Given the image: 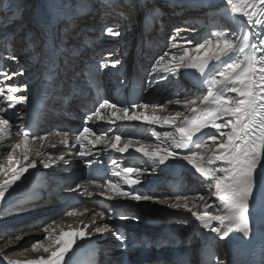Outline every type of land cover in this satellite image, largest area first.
<instances>
[{
    "label": "snow or ice",
    "instance_id": "1",
    "mask_svg": "<svg viewBox=\"0 0 264 264\" xmlns=\"http://www.w3.org/2000/svg\"><path fill=\"white\" fill-rule=\"evenodd\" d=\"M0 5L13 6L12 0L7 5L0 0ZM125 5L130 10L139 6L147 8V0H140V4L125 0ZM169 6L180 7L182 4L169 0ZM122 7L118 0H100V9L105 16H124L125 13L118 10ZM109 8L113 11L109 12ZM85 10L83 0H76L75 6L73 0H42V11L34 17L33 28L20 25L17 30L0 35V43L11 47L16 41L27 53H32L33 58L39 57L37 87L42 100L62 101L66 105L84 95L74 85L81 75L88 86L96 89L94 106L85 112L82 128L57 129L39 135L44 109L35 101L29 106V83H7L23 76L25 69L19 67L17 71H10L0 66V151L9 149L0 159V176L6 177L0 179V264H74L73 245L77 239L94 253L92 238L106 234L114 236L126 247L127 235L106 221L116 216L113 202L129 198L137 202L158 201L170 209L190 214L201 233L208 237L203 264H225L216 254L214 243L228 241L235 242L233 264H240L235 258L240 246L257 237L262 241L260 264H264V0H223L222 6L211 16L223 17L227 26L218 27L210 20L209 38L194 46L190 40L180 42L181 28L173 30L169 50L154 60L150 73L154 78L167 80L181 69L194 70L199 74L195 88L203 90V94L168 100L167 104L182 106L184 111L164 116L157 115L156 110L164 109L165 104L122 106L101 95L100 71L109 66L116 68L122 63L113 58L115 52L108 51L98 61L76 71L75 61L80 49L71 41L83 31H76V20ZM21 12L16 5L13 18ZM148 13L158 16L160 9L153 5ZM121 34L111 26H105L100 33L113 38ZM0 60L19 64V57L11 52L0 55ZM120 85L126 86L123 79ZM25 108H28L27 112ZM140 108L143 111H137ZM150 108L153 111L148 114ZM26 115L29 117L27 123L24 122ZM133 121L167 125L173 130L163 133V137L155 134L157 144L149 145L139 141L134 143L131 137H123L112 127L96 131L89 126L90 123L116 125ZM13 128L17 130L13 132ZM12 136L19 140L6 143ZM58 147L76 151H58L53 155L42 150H58ZM109 151L140 154L153 166L167 165L170 160L183 162L190 166L208 194L177 193L163 199L143 194L133 186L141 184L139 177L149 169L123 167L116 159H110L108 172L112 178L104 179L103 162L92 157L94 153L99 156L101 152ZM32 155L46 169L70 166L71 159L78 157L90 170L92 179L70 186L68 192L77 197V202L83 197L102 198L103 210L88 207L81 210L75 204L65 202L62 212L53 210L51 215L31 216L19 227L3 223L11 214L28 213L37 207L36 201L13 205L6 197L25 173L37 167V159H31ZM93 186L99 191H90L89 187ZM86 214L90 215L89 220L81 219L75 226L57 221L60 216L84 217ZM25 228L38 231L25 233ZM29 234L41 235L42 239L23 251L43 254L24 259L6 254L8 250H16V245ZM88 264H92L91 255Z\"/></svg>",
    "mask_w": 264,
    "mask_h": 264
},
{
    "label": "bare ground",
    "instance_id": "2",
    "mask_svg": "<svg viewBox=\"0 0 264 264\" xmlns=\"http://www.w3.org/2000/svg\"><path fill=\"white\" fill-rule=\"evenodd\" d=\"M18 3H22L20 8L22 12L15 18L4 20L2 23V28L0 32H5L7 30L12 32L18 29V26L24 25L26 29H31L29 27V17L35 12L36 5L41 4L42 0H18ZM100 0H83L85 5V12L77 20V32L83 30L78 37H75L71 43L75 44L80 49V56H84L79 60V63L76 65V71L80 72L81 68L93 61H98L101 58V55L106 54L108 51H114L115 56L113 58L120 59L122 63L117 65L116 68L105 67L103 71V76L105 80L112 82L120 83V80L123 79L125 84L130 83V76L135 70L147 69L151 63L153 56L156 53V40L159 42L161 37L167 32H171V29L181 28L183 31L179 34V40L181 43L185 40L192 41V46L197 43L203 42L204 39L209 38V21L214 20L215 24L218 27L227 26V22L221 16L212 17L211 13L215 12L217 8L222 6L223 0H177V3L182 4V6H169V0H160L154 3L153 0H147V8L143 6L136 7L135 9H129L125 5V0H118L119 5H123L121 9L124 15V24L121 25V19L118 15L106 16V19L102 20L103 12L100 9ZM134 3L140 4V0H133ZM153 5L160 9L158 16H151L148 13V9L152 8ZM19 6V4H18ZM115 7V6H114ZM5 8V7H4ZM14 9V7H13ZM14 10H9L10 13L15 12ZM109 12H112L113 9L109 8ZM146 15L151 16L157 22V26L151 30H147L143 26V20ZM104 24L103 26H113L116 27L122 34L119 37L113 38L110 36L105 37L99 43L97 47V37L95 31L87 32L88 28H96L98 24ZM63 28V27H62ZM93 30V29H92ZM212 30H216L213 28ZM87 33V35H86ZM2 35V33H0ZM168 35V34H167ZM96 43V44H95ZM158 43V42H157ZM95 46L93 49L88 50L87 47ZM6 51L7 53L19 57V64L12 61H5V67L10 71H17L19 67L25 69V74L23 76H17L12 81L7 83H14L22 85L26 83V75L32 72L33 65L37 59L33 58L32 53H27L24 46L16 41H13L11 47L6 46L5 43H0V51ZM39 48L36 49L38 53ZM135 52L137 63L131 65L130 54ZM88 56V57H87ZM82 61V62H81ZM83 78L75 79L81 81ZM144 89L145 93L142 96V100L147 104H165L164 109H157V115H168L169 113L174 114L177 111H184L182 106L173 104H167L168 100L175 99H184L186 96L191 97L193 95H202L203 90H197L193 85L189 84L180 72L175 76H169L167 80H161L158 76L155 78L151 73L144 77ZM151 85V86H149ZM78 100L73 99L69 102V108L66 112H73L74 116L79 115ZM19 107V106H18ZM58 106H56L57 108ZM59 109V108H58ZM60 110V109H59ZM152 109L148 110L149 114L152 113ZM64 119L61 121L62 124H65L69 128V119L66 118L65 112H59ZM54 119L46 120L45 125L40 129L41 134L44 135L50 131V126L54 123ZM119 123V122H118ZM109 125L112 127L114 132H119L123 137H131L133 142L139 141L143 144L156 145L157 139L155 134H160L163 137V133L172 131L173 129L167 125H137V124H127L123 126ZM104 123H90L89 126L93 127L96 131L106 130L102 126ZM17 129L13 128V132ZM19 140V137L12 136L10 141L6 143H12ZM53 142H55L53 140ZM78 148V146H77ZM43 151L51 152L53 155L58 154V151L72 152L74 153L76 149L72 148H63L58 147V150H53L51 148L42 149ZM98 150V149H97ZM9 149L5 148L0 151V159L7 154ZM131 151V150H130ZM16 155H19V150ZM109 155V156H108ZM107 157L110 159L118 160L122 166H126V159L121 158L117 155L116 152H101L99 156H94L92 158L99 159L105 163ZM31 159H37L36 174L41 175L45 179L46 188L42 190V193L39 195H34L30 197L21 196L20 194H15L9 196L6 194L8 201L13 205L17 204H26L29 202L36 201L41 202L36 208L32 209L28 213L20 214H11L4 221L9 219V224H13L16 227H19L23 222L27 221L31 216L48 214L51 215L52 209L57 207L59 204V199L64 198L63 200H69L75 195H72L68 192V188L75 187L77 183L85 182L92 177L89 175L90 170L83 164V162L78 157H73L71 159L70 166H64L60 168L46 169L40 163L39 159L32 155ZM171 164L167 162V165H158L153 166L151 161L144 159L138 164V167L149 169V172L145 175L139 177L141 179V184L136 185L137 187H142L144 192L149 195L158 196L163 199L166 196L174 194H188L195 196L197 193L207 195V191L204 189V186L199 182L198 178H195L190 175H182L176 178H171L169 170ZM34 169V170H35ZM6 177L0 176V179H5ZM112 177L109 174L107 179ZM135 178V177H134ZM157 183V189H153V184ZM169 183L171 184L169 186ZM11 190V189H10ZM9 190V193H10ZM89 190L92 192H97L99 189L89 187ZM132 190V189H128ZM50 198V202L49 199ZM130 199V198H129ZM94 200V201H93ZM102 198L97 197H83L82 204L77 208L83 210L84 207H88L96 210H103L101 206ZM124 199L120 202H113L114 208L116 210V216L106 222L122 227L125 230L127 235L126 247L122 246L121 242L118 241L114 236L106 234L102 240L99 238L93 237L92 241H95L97 245L102 247L105 251L104 260L102 264H115L118 258L122 255L134 256L140 254L143 251L146 252L145 248L136 249V245L141 244L144 241L152 242L155 245L162 243L164 239H169L167 235H174L171 238V242H186L189 240L199 239L203 237H197L191 235L190 233L183 230L185 227H194L197 223L190 216V214L183 213L182 210L170 209L166 205H161L158 201H146L161 211H172L171 215H164L160 213H155L151 216L148 214H143L135 211L130 207L124 206ZM57 211V210H54ZM126 217L125 219H120L119 216ZM58 223L61 224H75L83 219L85 221L89 220L90 215L86 214L84 217H57ZM120 219V220H119ZM3 221V222H4ZM157 221L158 224H153ZM123 222V223H122ZM162 228L165 230L158 231ZM67 230V229H66ZM38 230L29 229L27 233H36ZM32 236H41L37 234L26 235L25 238ZM42 237V236H41ZM67 239V238H66ZM79 240V239H77ZM160 241V243L158 242ZM22 242V241H21ZM158 242V243H157ZM23 243V242H22ZM102 244V245H101ZM23 246V245H22ZM144 246V245H143ZM28 249V248H26ZM216 250L219 252V257L222 261L225 262L227 254L224 252L223 247L216 246ZM43 253H33L31 251H23L22 248H19L15 251V258L24 259L32 258L36 255H41ZM162 261V260H160ZM163 262V261H162ZM195 264H202L197 258Z\"/></svg>",
    "mask_w": 264,
    "mask_h": 264
},
{
    "label": "rangeland",
    "instance_id": "3",
    "mask_svg": "<svg viewBox=\"0 0 264 264\" xmlns=\"http://www.w3.org/2000/svg\"><path fill=\"white\" fill-rule=\"evenodd\" d=\"M154 1V3H156V2H158V1H160V0H153ZM19 1L18 0H12V7L11 8H7V7H3L2 5H0V7H2V11H0V29H1V25H2V22H3V20H6V19H11V17H13L12 16V14H13V12L12 13H10L9 12V10H14L15 8H16V5H18L19 4V7H21L22 5V3H18ZM9 3V0H3V5H7ZM99 3H100V1H99ZM21 5V6H20ZM13 7H14V9H13ZM103 16H102V20L103 19H106V16L104 15V14H102ZM120 19H121V25H123L124 24V16L123 17H120ZM105 24V23H104ZM104 24H102V23H100V24H98V26L95 28H88L87 30V32H93V31H95L96 33H95V35H96V37H97V42H98V44H96V46L98 47L99 46V43L101 42V40H103L105 37H107V36H101L100 35V33H101V30L104 28ZM111 27H114V25L113 26H111ZM114 28H116V27H114ZM93 29V30H92ZM173 30H174V28L173 29H171V32H167V34L165 33L162 37H161V40H160V42H159V40L157 39L156 40V44H157V48H156V53H155V55L153 56V58H152V60H151V63H150V65L154 62V60L156 59V58H158L160 55H163L164 54V52H166V51H168L169 50V47H170V37L174 34L173 33ZM86 35H87V33H86ZM158 42V43H157ZM95 46L93 45V46H90V47H87V49L88 50H91V49H93ZM113 52H116V49L113 51ZM103 56V54L101 55V57ZM84 56H78V58L77 59H79V58H83ZM88 57V56H87ZM84 59V58H83ZM82 62V61H81ZM79 63V60H76L75 61V65H77ZM87 65V64H86ZM150 65H149V67L147 68V70L145 71V75H144V77L146 76V75H148L149 73H150ZM85 66V65H84ZM143 79H142V84H143ZM145 82V81H144ZM94 201V200H93ZM39 204H41V203H37V206L39 205ZM63 211V209H58L56 212H62ZM62 217H66V216H60V218H62ZM57 219H59V218H57ZM3 223H7V224H9V219L7 220V221H4ZM10 225H13V224H10ZM27 230H29L28 228H25L24 229V231H25V233H27L26 231ZM36 230V229H35ZM104 238V236L103 237H100L99 238V240H102ZM39 239H42V237L41 236H32V237H27V238H24L23 240H21L17 245H16V250H18L19 248H22V249H26V248H29L30 247V245H31V243H33V242H35V241H37V240H39ZM23 245V246H22ZM102 247H104V246H102ZM16 250H8L7 252H6V254H8V255H12V256H14L15 257V251ZM102 256H104L105 255V251L104 250H102V254H101Z\"/></svg>",
    "mask_w": 264,
    "mask_h": 264
}]
</instances>
